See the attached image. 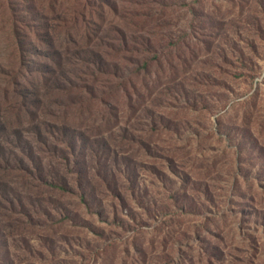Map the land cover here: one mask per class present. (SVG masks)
I'll return each instance as SVG.
<instances>
[{
	"label": "rangeland",
	"instance_id": "374dc122",
	"mask_svg": "<svg viewBox=\"0 0 264 264\" xmlns=\"http://www.w3.org/2000/svg\"><path fill=\"white\" fill-rule=\"evenodd\" d=\"M25 1L54 46L23 28L21 58L0 0V264H207L264 240V0ZM47 50L72 92L17 118L4 84L26 61L38 91Z\"/></svg>",
	"mask_w": 264,
	"mask_h": 264
},
{
	"label": "trees",
	"instance_id": "16d2710c",
	"mask_svg": "<svg viewBox=\"0 0 264 264\" xmlns=\"http://www.w3.org/2000/svg\"><path fill=\"white\" fill-rule=\"evenodd\" d=\"M5 1L7 2V6L11 10L10 21L12 23L14 43L17 47L19 55L21 56V58H24L25 47L23 48L22 46L23 30H24L23 28H26V30L36 35L37 39L34 42L41 41L40 40L41 38L39 36V30L42 28V25H46V28L50 29L48 25L49 17L45 13L44 9L39 14L34 11L31 12L32 6L26 4L25 0H5ZM81 1L82 4H80L79 9L82 10V13H85L87 9L88 1L90 0H81ZM25 15L29 16V18H26ZM41 42L42 44H44L45 47L47 46V49L49 50L52 49V47L54 46V42L51 40V38ZM35 54L40 55V52L36 51ZM45 56H48L50 58V54L48 50L47 53H45ZM50 59L53 62V67H54L52 70L53 71L52 76L46 77L44 76L45 74H43L44 72H42L40 68L36 69L37 73L42 74V84L38 88V91L35 90L36 87L33 88L32 82L27 81L25 83H22L19 79V74L25 67L26 61L20 62V64L17 66L19 67V69L16 71L14 69L13 73L10 76H8L11 80L10 82L4 84V88L7 90L6 92L8 93V95H10L9 91L12 90V85H14L13 96H17L15 97V104H16L15 107H18V110H13L11 115L16 114L17 115L16 117L20 118L22 110H25L26 111L25 113L29 112L30 114V110L32 108L39 109L40 103L42 102L41 100V97L43 95L42 90L44 94H49L52 96H61V95H65V93L72 92L73 86L67 82L66 78H63L60 75L62 69L60 56L58 58H50ZM33 89L35 91H33ZM58 104L62 105L63 103L61 102V100H59ZM4 123H6V121H4ZM49 187L58 192L61 189H64L55 184H51L49 185ZM81 197L82 199H84L83 195H81ZM115 198H118V196H115ZM175 202H176L175 200H171L170 205L171 203L175 204ZM181 211L183 212V210ZM170 213L173 214V212ZM254 216H256V220L253 221L254 227H256L254 229V232H259L260 229H263L264 231V211L257 209L255 211ZM241 224L242 226L244 225L243 223ZM195 239L197 238L195 237ZM206 262L207 264H264V240H261L259 238L256 239L247 238L243 240L241 244H237V243L232 244L229 246V250L227 251V255L225 256V258L222 257V259L216 257V255L213 252V249H211L210 256L209 258L207 257Z\"/></svg>",
	"mask_w": 264,
	"mask_h": 264
}]
</instances>
